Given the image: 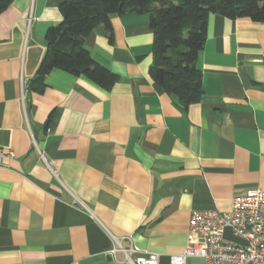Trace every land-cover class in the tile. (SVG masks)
Masks as SVG:
<instances>
[{"label": "crops", "instance_id": "crops-1", "mask_svg": "<svg viewBox=\"0 0 264 264\" xmlns=\"http://www.w3.org/2000/svg\"><path fill=\"white\" fill-rule=\"evenodd\" d=\"M63 1L0 12V150L14 152L0 163V264H131L129 247L170 264L192 211L264 190V26L207 17L202 94L186 107L148 73L145 13L112 14L110 39L83 38L115 83L54 68L31 89Z\"/></svg>", "mask_w": 264, "mask_h": 264}, {"label": "trees", "instance_id": "trees-1", "mask_svg": "<svg viewBox=\"0 0 264 264\" xmlns=\"http://www.w3.org/2000/svg\"><path fill=\"white\" fill-rule=\"evenodd\" d=\"M11 1L0 0V12ZM59 10L62 18L45 34L46 50L31 89L40 91L54 68L107 87L115 83V74L93 59L83 38L101 28L110 39L112 14L145 13L153 31L148 73L184 107L198 102L202 94L201 72L195 63L206 39L207 17H247L264 26V0H64Z\"/></svg>", "mask_w": 264, "mask_h": 264}, {"label": "built area", "instance_id": "built-area-1", "mask_svg": "<svg viewBox=\"0 0 264 264\" xmlns=\"http://www.w3.org/2000/svg\"><path fill=\"white\" fill-rule=\"evenodd\" d=\"M12 151L0 150V163ZM238 239L226 238L225 232ZM131 264H158V254L135 247L122 249ZM264 264V190L252 188L232 199L226 212L214 209L191 212L183 251L170 257V264Z\"/></svg>", "mask_w": 264, "mask_h": 264}]
</instances>
